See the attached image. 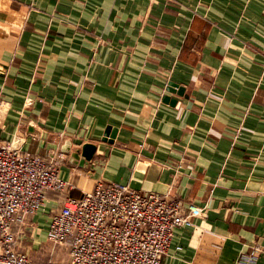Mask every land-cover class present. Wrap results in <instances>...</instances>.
I'll return each instance as SVG.
<instances>
[{"label":"crops","instance_id":"0c3cea01","mask_svg":"<svg viewBox=\"0 0 264 264\" xmlns=\"http://www.w3.org/2000/svg\"><path fill=\"white\" fill-rule=\"evenodd\" d=\"M13 138L64 154L62 196L117 184L201 208L161 264H242L264 245V0H0V143ZM65 141L95 150L73 164ZM59 198L26 218L34 264H67L46 241Z\"/></svg>","mask_w":264,"mask_h":264},{"label":"built area","instance_id":"2783aa9c","mask_svg":"<svg viewBox=\"0 0 264 264\" xmlns=\"http://www.w3.org/2000/svg\"><path fill=\"white\" fill-rule=\"evenodd\" d=\"M62 152L45 156L24 149V139L0 143V264H34L19 250L26 218L59 195L46 241L63 247L67 264H161L176 228L201 213L194 204L125 185L96 183L78 198L62 196L67 182L58 175ZM264 245L251 246L239 263L254 264ZM46 264H60L48 261Z\"/></svg>","mask_w":264,"mask_h":264},{"label":"water","instance_id":"95a60500","mask_svg":"<svg viewBox=\"0 0 264 264\" xmlns=\"http://www.w3.org/2000/svg\"><path fill=\"white\" fill-rule=\"evenodd\" d=\"M109 126L106 127L105 134L109 135L110 138L114 136V130L110 133ZM95 147L92 144L86 143L81 147H70L69 141H65L61 147V151L68 153V160L73 164L83 165L91 158ZM81 156V160H80ZM81 161V162H80Z\"/></svg>","mask_w":264,"mask_h":264}]
</instances>
